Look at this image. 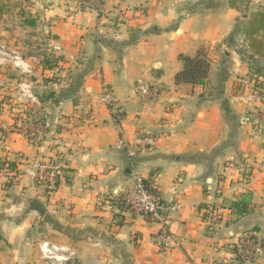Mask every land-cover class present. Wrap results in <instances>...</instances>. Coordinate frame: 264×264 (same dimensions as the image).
Here are the masks:
<instances>
[{"label": "crops", "instance_id": "0c3cea01", "mask_svg": "<svg viewBox=\"0 0 264 264\" xmlns=\"http://www.w3.org/2000/svg\"><path fill=\"white\" fill-rule=\"evenodd\" d=\"M105 8L99 16L77 0H0V264H47L42 238L70 246L74 264H264V0ZM200 53L206 85L176 83L180 56ZM140 84L158 95L143 101ZM103 86L114 109L100 103ZM38 109L44 127L31 144L18 128H38ZM147 135L156 146L130 160L121 142ZM19 155L22 177L6 190L1 168ZM57 156L67 172L47 195L32 171ZM132 164L165 203L182 206L165 230L119 210L113 195L130 184ZM217 193L224 218L211 225ZM246 196L253 212L238 218L234 204ZM164 231L177 242L168 250L156 243ZM251 233L263 254L249 263L238 247Z\"/></svg>", "mask_w": 264, "mask_h": 264}, {"label": "built area", "instance_id": "2783aa9c", "mask_svg": "<svg viewBox=\"0 0 264 264\" xmlns=\"http://www.w3.org/2000/svg\"><path fill=\"white\" fill-rule=\"evenodd\" d=\"M82 5L93 8L99 16L106 15L105 4L107 0H77ZM120 17V14L117 15ZM58 49V46L55 47ZM241 84L249 85V80H240ZM139 93L143 101L154 99L158 92L155 88L140 84ZM100 103L109 109H114L117 99L113 92L107 86H103ZM115 122L121 123L124 116L121 111H115ZM35 124L38 128L29 129L19 127V132L31 143L37 142L38 136L44 127L43 115L40 109L35 110ZM41 129V130H40ZM158 138L153 135H147L137 138L135 142H121V147L127 152L130 160L140 154H144L154 148ZM15 167L5 163L1 171L6 175L5 189L16 188L22 177L20 166L25 164L23 155L17 157ZM67 172V161L64 157H54L37 162L33 168L32 174L38 186L45 189L49 195L57 187L58 182L65 177ZM121 212H130L134 215L143 216L148 220L162 226L165 230L170 224L171 214L181 210L180 204L165 203L159 193L148 184L143 172L134 164L130 168V184L123 194L113 195ZM222 195L216 194L209 208V222L216 225L224 218V207L221 205ZM156 243L164 250L171 249L177 244L172 234L164 231L157 235ZM39 257L47 264H74L76 252L66 244H58L47 238H42L37 242ZM238 255L245 262H255L263 254V246L257 241L255 234H245L238 247Z\"/></svg>", "mask_w": 264, "mask_h": 264}, {"label": "trees", "instance_id": "16d2710c", "mask_svg": "<svg viewBox=\"0 0 264 264\" xmlns=\"http://www.w3.org/2000/svg\"><path fill=\"white\" fill-rule=\"evenodd\" d=\"M262 18H254V20L263 23ZM180 59L184 64V68L180 73L177 74L176 83L202 86L206 85L210 68L207 58L202 53H200L196 57L180 56ZM250 203V197L246 196L234 204L235 214L238 216V218H242L253 212Z\"/></svg>", "mask_w": 264, "mask_h": 264}, {"label": "water", "instance_id": "95a60500", "mask_svg": "<svg viewBox=\"0 0 264 264\" xmlns=\"http://www.w3.org/2000/svg\"><path fill=\"white\" fill-rule=\"evenodd\" d=\"M32 210L38 212L41 216H44L46 213L45 206L40 203H34Z\"/></svg>", "mask_w": 264, "mask_h": 264}]
</instances>
